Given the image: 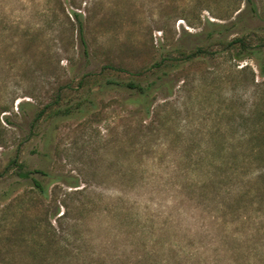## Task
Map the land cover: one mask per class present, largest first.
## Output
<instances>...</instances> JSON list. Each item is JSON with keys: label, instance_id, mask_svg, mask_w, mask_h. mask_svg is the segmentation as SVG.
Wrapping results in <instances>:
<instances>
[{"label": "rangeland", "instance_id": "1", "mask_svg": "<svg viewBox=\"0 0 264 264\" xmlns=\"http://www.w3.org/2000/svg\"><path fill=\"white\" fill-rule=\"evenodd\" d=\"M263 44L264 0H0V264H264Z\"/></svg>", "mask_w": 264, "mask_h": 264}, {"label": "trees", "instance_id": "2", "mask_svg": "<svg viewBox=\"0 0 264 264\" xmlns=\"http://www.w3.org/2000/svg\"><path fill=\"white\" fill-rule=\"evenodd\" d=\"M74 17L76 18V20L78 22V33H79V36H80V45L82 47V53H83L84 56H87V47H86V44H85L84 39H83V36H82V21H81V16L79 14H74ZM238 41L240 43H242V40L236 39V40H233L232 42H230L228 45H233V44H235ZM263 46H264V44H263ZM199 52L200 51H198V53ZM192 55L194 56V55H197V54L196 53L195 54L193 53ZM157 67H159V68L166 67V63L165 62L158 63L157 64ZM127 87H129V88H136V89H138L142 93L145 92V89L144 88H142L141 86L134 85L132 83L127 84ZM67 112H68V110L66 111V113ZM18 169L21 171L22 170V167L19 166ZM262 169L264 170V164L262 166ZM20 175H22L24 177H28L30 175V173L29 172H25V173H21ZM35 184H36V187L40 188L39 183L35 182Z\"/></svg>", "mask_w": 264, "mask_h": 264}]
</instances>
